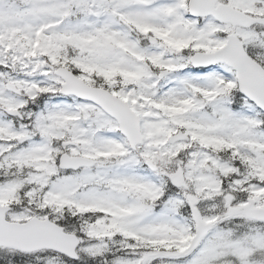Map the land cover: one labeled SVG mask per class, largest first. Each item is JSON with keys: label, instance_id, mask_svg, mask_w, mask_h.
I'll list each match as a JSON object with an SVG mask.
<instances>
[{"label": "snow or ice", "instance_id": "obj_1", "mask_svg": "<svg viewBox=\"0 0 264 264\" xmlns=\"http://www.w3.org/2000/svg\"><path fill=\"white\" fill-rule=\"evenodd\" d=\"M0 264H264V0H0Z\"/></svg>", "mask_w": 264, "mask_h": 264}]
</instances>
